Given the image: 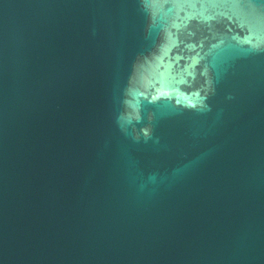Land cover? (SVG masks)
Returning a JSON list of instances; mask_svg holds the SVG:
<instances>
[{
  "label": "water",
  "instance_id": "1",
  "mask_svg": "<svg viewBox=\"0 0 264 264\" xmlns=\"http://www.w3.org/2000/svg\"><path fill=\"white\" fill-rule=\"evenodd\" d=\"M0 264H264V0H0Z\"/></svg>",
  "mask_w": 264,
  "mask_h": 264
}]
</instances>
